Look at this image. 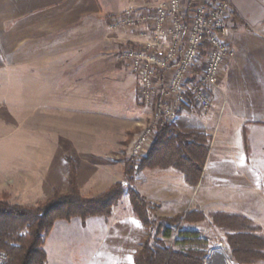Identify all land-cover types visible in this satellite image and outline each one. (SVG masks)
I'll list each match as a JSON object with an SVG mask.
<instances>
[{
  "label": "crops",
  "instance_id": "0c3cea01",
  "mask_svg": "<svg viewBox=\"0 0 264 264\" xmlns=\"http://www.w3.org/2000/svg\"><path fill=\"white\" fill-rule=\"evenodd\" d=\"M163 1L0 0V84L26 82L28 91L32 89L33 96L36 93L41 96L38 99H43V108L47 109L45 100L65 97L67 83L81 82L83 67L98 66V54L83 61V50L95 47L92 37L99 36L102 27H109L115 18L129 10L147 12ZM202 1L205 0H187L188 3ZM230 2L234 17L229 26L243 27H237L232 35L229 30L235 56L225 65L210 108L188 106L174 121L186 134L204 133L211 137L199 183H188L184 172L174 166L146 167L137 174L135 187L154 217L173 218L195 209L202 211L206 219L213 213L240 215L264 235V0ZM121 32L116 37L119 52L125 43L146 44L156 39L146 27ZM88 38L92 40L86 41ZM118 54L117 58L110 55L106 60L117 59L126 67L138 91L136 75ZM10 68L25 73L8 78L4 72ZM38 84H42V90ZM28 91L26 96L30 99ZM49 126L48 123V131ZM18 143L10 157V178L4 175L10 199L16 195L22 200L13 204L35 205L50 198L55 190L68 192V158L76 163L78 186L84 196H98L124 179V162L117 163L113 158L90 151L75 158L64 157L60 152L52 155L51 141L47 138L42 142L46 147L44 182L36 185L34 178L27 176L20 183L24 176L19 174L18 164L29 162V151L20 157ZM27 143L32 147L34 142ZM97 143L79 140L77 145ZM114 164L120 165L119 171ZM206 219L185 225L197 227ZM147 234L126 192L108 217L56 221L45 242L46 264H135L134 253L142 248Z\"/></svg>",
  "mask_w": 264,
  "mask_h": 264
},
{
  "label": "rangeland",
  "instance_id": "374dc122",
  "mask_svg": "<svg viewBox=\"0 0 264 264\" xmlns=\"http://www.w3.org/2000/svg\"><path fill=\"white\" fill-rule=\"evenodd\" d=\"M237 27L243 28L240 24L229 26L231 35ZM125 29L127 27L105 26L102 27V33L99 36L92 37L96 45L94 48L88 47V50H83V61L87 56L93 55L94 58L98 54V66L83 67L84 75L81 82L67 83L65 97L60 99L51 97L45 100L48 103L45 110L43 99H38L41 96L37 93L33 96L32 89L28 91L26 82L0 84V194L3 191L5 192L2 194H9L4 182L5 176L10 178V157L16 150V141L19 142L17 149L20 157L26 155L27 150L29 151V162L18 164L19 174L24 176V179L19 180L20 183L25 182L27 176L31 180L34 178L36 185L44 182L46 159L43 151L46 147L42 142L47 138L51 141L52 155H58L60 152L64 157L75 158L80 153L85 155L84 152L89 154L90 151L95 155L113 158L117 163H125L131 157V145L136 136L150 122L151 110L141 101L138 91L135 90V79L126 67L119 64L117 59L113 62L106 60L110 55L117 58L120 45L117 44L116 37ZM21 73L25 71L16 72L10 68L4 72L8 78L13 74ZM38 86L41 89L42 84ZM27 91L31 93L30 99L26 96ZM130 134H133L131 140ZM79 140L84 142L86 140L89 144L94 141L98 143L93 146L84 144L79 147L77 145ZM27 141L34 142L32 147L27 146ZM114 166L119 171L120 165L114 164ZM9 202L19 203L22 200L21 197L14 195L11 199L9 197ZM41 202L43 201L36 204ZM196 226L184 225V228L192 230L196 228L201 232L202 237L207 239L208 252L204 264H208L207 258L220 257L216 254L218 251L222 252V257L226 261L235 264L236 261L231 258L232 254L226 243V233L211 226L210 215ZM177 238L179 239L176 234L168 239L167 246L174 250L189 248L188 244H174Z\"/></svg>",
  "mask_w": 264,
  "mask_h": 264
},
{
  "label": "trees",
  "instance_id": "16d2710c",
  "mask_svg": "<svg viewBox=\"0 0 264 264\" xmlns=\"http://www.w3.org/2000/svg\"><path fill=\"white\" fill-rule=\"evenodd\" d=\"M157 137L148 155L137 160L130 157L124 165V179L94 197L84 196L78 186L76 163L70 165L69 191L55 190L47 200L36 205L9 202L7 193L0 196V249L9 255L8 264H46V238L56 221L93 216L108 217L127 191L135 215L147 228L143 246L134 253L135 264H204L207 239L200 231L184 228L186 223L206 219L200 210H191L173 218L154 217L145 198L135 187L137 174L144 168L174 166L184 172L186 180L197 185L209 153L211 137L204 133H184L173 122H159ZM133 138L130 134L129 139ZM212 225L225 230L226 243L239 264L264 262V235L240 215L213 213ZM177 234L174 244L189 248L174 250L167 240ZM154 242V243H153Z\"/></svg>",
  "mask_w": 264,
  "mask_h": 264
},
{
  "label": "built area",
  "instance_id": "2783aa9c",
  "mask_svg": "<svg viewBox=\"0 0 264 264\" xmlns=\"http://www.w3.org/2000/svg\"><path fill=\"white\" fill-rule=\"evenodd\" d=\"M234 17L230 0H165L153 10H129L112 28L146 27L155 41L125 43L118 57L136 75L138 94L151 110V120L131 146V156L145 158L157 137V124L173 122L188 106H211L228 60L235 56L229 39ZM9 255L0 249V264Z\"/></svg>",
  "mask_w": 264,
  "mask_h": 264
},
{
  "label": "water",
  "instance_id": "95a60500",
  "mask_svg": "<svg viewBox=\"0 0 264 264\" xmlns=\"http://www.w3.org/2000/svg\"><path fill=\"white\" fill-rule=\"evenodd\" d=\"M217 255H219L220 257L218 258H207L208 264H224L223 262H225V259L222 257V252L218 251L216 252ZM222 257V258H221ZM231 258L233 259V257L231 256ZM235 264H239L237 262H235Z\"/></svg>",
  "mask_w": 264,
  "mask_h": 264
},
{
  "label": "bare ground",
  "instance_id": "6f19581e",
  "mask_svg": "<svg viewBox=\"0 0 264 264\" xmlns=\"http://www.w3.org/2000/svg\"><path fill=\"white\" fill-rule=\"evenodd\" d=\"M224 264H232L231 262H229V261H226L225 260V262H223Z\"/></svg>",
  "mask_w": 264,
  "mask_h": 264
}]
</instances>
